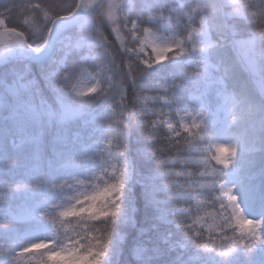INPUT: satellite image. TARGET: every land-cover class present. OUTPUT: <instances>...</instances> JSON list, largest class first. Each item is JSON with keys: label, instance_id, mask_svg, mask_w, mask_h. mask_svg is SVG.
<instances>
[{"label": "snow or ice", "instance_id": "6c2138e0", "mask_svg": "<svg viewBox=\"0 0 264 264\" xmlns=\"http://www.w3.org/2000/svg\"><path fill=\"white\" fill-rule=\"evenodd\" d=\"M72 27L76 35H64ZM170 32L175 34L172 38ZM54 36L59 38L57 54L40 65L52 103L41 94L30 65L23 72L6 69L0 77V125L5 158H11L0 174V232L5 233L0 264H22V258L36 255V250H41L39 264H107L115 252L126 256L122 264H184L180 250L189 245L223 258L264 249V219L244 215L234 188L226 183L216 187L217 177L238 158L241 139L233 135L238 125L249 128L245 153L251 159L264 155V0L0 3V55L6 57L16 47L39 54ZM149 47L153 55L145 58L141 53ZM100 48L103 55L94 56ZM169 61L176 62L177 78L164 94L129 93V85H137L147 70ZM185 92L187 111H173L174 98ZM213 97L229 113L224 134L233 142L218 143L208 157L200 145ZM98 100L109 102L105 144L89 149L82 147L81 133L69 135V130ZM134 128L146 141L138 152L146 171L134 169L128 158V137ZM49 140L55 147L50 172L57 161H64L65 168L90 162L100 170L73 174L62 182L48 176L36 183L16 180L13 170L23 161L45 166ZM78 148L80 159L74 163ZM262 177L264 170L251 179ZM37 192L46 194L37 201ZM200 203L213 209L218 205L219 210L202 215ZM17 224L50 225L51 240L17 250L10 238Z\"/></svg>", "mask_w": 264, "mask_h": 264}, {"label": "rangeland", "instance_id": "374dc122", "mask_svg": "<svg viewBox=\"0 0 264 264\" xmlns=\"http://www.w3.org/2000/svg\"><path fill=\"white\" fill-rule=\"evenodd\" d=\"M76 33H77V29L75 27L64 30V35L74 36L76 35ZM174 35H175L174 33L170 32L169 38H172ZM7 38L8 37H5V39ZM111 39L115 41V44L118 47L120 42L115 40V35H113ZM125 43L126 44L129 43L127 38H125ZM58 47H59V38L54 36L52 42L50 43L49 48L45 49L41 53L39 54L29 53L28 51L19 48V50H17L13 55H9L5 59H2L0 61V65H2L3 62L18 59L22 63L21 64L22 68L20 72H23L25 70L26 65H29L28 63H26L28 61L35 60L38 61L39 63H43L46 59L51 60L53 57L56 56ZM103 51H104L103 48H100L94 51L92 54L94 56L101 57L103 55ZM121 51L123 50L121 49ZM132 55L134 57L135 52ZM141 55L145 58L153 55L151 48L150 47L145 48V51L141 53ZM73 59L78 61L80 57L75 56L73 57ZM91 108L86 110V116L83 120H79L71 126L69 130V135H72L74 133H81L83 136L82 147H87L89 149H94V148L102 149L105 144L104 139L108 126V121H107L108 104L104 108L96 112H92ZM207 114L209 115L210 124L221 125V128L218 130V132L215 134L212 140V152H215V148L218 143L233 142L232 140L229 139L227 135L224 134V129L228 125L230 119L229 113L225 109L220 108L218 105L211 106L210 104ZM247 134H249V128L244 124L238 125L235 131L233 132L234 136H239L241 139V143L239 145L240 151L234 166L231 169H225V172L227 174V180L225 183L228 187L234 188V194L239 199V203L244 215L249 219L261 220L264 219V183L260 185L259 189H257V186L259 184L257 183L255 184L252 181H256L258 179L253 180L250 177L249 181H246L241 174V168H240V157L242 153L243 140L244 137L247 136ZM129 142H130V138L128 137V145ZM230 146L231 144H229V147ZM81 150H82L81 148L77 149V154L73 161L74 163L79 161L80 159L79 152ZM128 158L134 168L132 155L130 154L129 150H128ZM64 163H65L64 161H57L55 170L50 172L49 169L47 171H44L42 167L33 166V164L30 161H23V166L14 169V177L16 180L36 183L43 180L46 176H48L50 181L55 180L57 182H62L64 179L70 178L71 175L73 174L91 175L100 170L98 165H93L90 162L85 165H82L80 168H75V167L65 168L63 167ZM111 163L116 164L117 162L113 160L111 161ZM217 166L222 167L221 165H217ZM255 176L259 177L260 173H256ZM45 194L46 193L44 192H37L33 195V198L39 201L41 197ZM220 194L222 195V193ZM199 199L201 200V197ZM193 202L196 205V207H198L197 199L195 197L193 199ZM200 206L201 203L199 204V207ZM197 227H199V225H197ZM228 230L231 233L229 235L230 236L233 235L232 230L231 229ZM205 232L207 233V227H205ZM217 234H219V232H217ZM235 235L236 237L237 236L239 237V232L237 231ZM4 236L5 233L0 232V244L4 242ZM51 237H52V229L50 225L45 224L39 227L29 228L25 225L17 224L15 225V233L10 238L16 243L17 250H19V248L32 242H37L45 239L51 240ZM230 242L232 245V241ZM242 246L243 244L238 245L240 249L242 248ZM39 251L41 250H36V255L26 254V259L22 258V264H39ZM205 263L206 261L202 262V264ZM107 264H122V263L117 261V256L115 254H112ZM260 264H264V260Z\"/></svg>", "mask_w": 264, "mask_h": 264}, {"label": "trees", "instance_id": "16d2710c", "mask_svg": "<svg viewBox=\"0 0 264 264\" xmlns=\"http://www.w3.org/2000/svg\"><path fill=\"white\" fill-rule=\"evenodd\" d=\"M7 2V0H0V3ZM14 2H19V0H14ZM18 49L13 48L9 50L7 53V56L14 54ZM123 51H121L122 53ZM112 55H116L115 52H112ZM6 56V57H7ZM4 55H0V61L2 59L6 58ZM119 59L117 60V63H119ZM31 66L32 69V75L35 79L39 80L40 82V89L41 94L45 97V99L48 100L49 103H52L53 97L51 96V93L47 89L44 81L41 78L40 75V65L35 62H26ZM21 61L19 60H11L7 62H3L2 65H0V77L3 76L4 71L7 69L9 71L15 69L17 71H20L22 68ZM124 66L127 67V58H124ZM192 69H195V64L192 65ZM176 62L169 61L165 64L155 66V68L147 70L144 74V76L141 78L140 81H138L137 85L132 86L129 85V93L134 94L137 90H146L150 91L153 95H156L157 93L164 94V89L167 87H170L171 83L174 79H176ZM188 99V93L185 92L181 94L179 97L174 98V105H173V111L176 109H179L182 113L187 111V108L185 107L186 101ZM109 102L107 100H98L96 104L91 108L92 112H96L104 108ZM211 106H216L217 101L216 98L213 97L210 100ZM157 106H160L159 100L157 101ZM115 123V122H112ZM221 128V125H213L209 123V126L205 132L204 139L201 142L200 148L201 150L207 154L208 157H211L212 155V140L215 136V134L218 132V130ZM3 137H4V128L2 125H0V174H2L10 164L11 158L6 159L5 158V149L3 145ZM130 142L128 145V150L130 154L132 155L133 163H134V169L140 170V171H146L144 167V163L139 159L138 152L141 148H143L146 145V141L144 136L142 135V131L139 128H134L129 133ZM250 138V134H247V136L244 137L243 140V146H242V153L240 157V168H241V174L244 177L246 181H249V178L255 175L256 173H261L262 170H264V155H257L255 159H251L244 151V145L247 141V139ZM55 156V147L51 140H49V143L46 147L45 152V166L42 167L44 171H47L49 169L48 162L52 160V157ZM214 163V162H213ZM216 168H221L217 165H215ZM179 170V169H177ZM189 171H192V169H189ZM14 173V170H13ZM260 177V176H259ZM218 183L216 185L217 188H219L220 184H223L227 180V174L224 170L222 176L217 177ZM255 184H259L257 186V189L260 188V185L264 183V177L258 178L256 181H252ZM137 204L140 207V214L143 216L144 214V207H143V198L142 195L139 193V186H137ZM194 199V198H193ZM193 199L191 201L192 204V212H197V207L193 202ZM201 201H203V197H201ZM200 209H204L201 214L206 215L207 212H216L219 210V207L217 205L216 209L211 208L210 206H207L206 203H201ZM209 223H211V220L209 219ZM173 231H177L175 227L173 226ZM217 232H219V229H216ZM228 233L230 231L228 230ZM177 236L180 237L182 234H180L177 231ZM239 238L238 236L236 237ZM205 239H207V235L205 236ZM217 245V249L219 250V245L221 244V240L217 239L215 241ZM226 245H231L230 241L224 242ZM258 247V246H257ZM244 248V245L242 246L241 250ZM227 250V248H225ZM181 255L182 259L184 261V264H202L203 261H206L205 264H260L264 260V249H257L251 254H245L243 251H240L238 253L233 254L232 256L228 258H223L219 256L215 252L211 251H204L203 249H199L195 247L194 245H189L186 249H181ZM117 256V261L121 262L123 259H126V256H122L119 252L113 253Z\"/></svg>", "mask_w": 264, "mask_h": 264}]
</instances>
